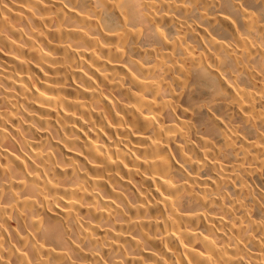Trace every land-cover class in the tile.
I'll return each mask as SVG.
<instances>
[{
  "label": "bare ground",
  "instance_id": "obj_1",
  "mask_svg": "<svg viewBox=\"0 0 264 264\" xmlns=\"http://www.w3.org/2000/svg\"><path fill=\"white\" fill-rule=\"evenodd\" d=\"M0 264H264V0H0Z\"/></svg>",
  "mask_w": 264,
  "mask_h": 264
}]
</instances>
